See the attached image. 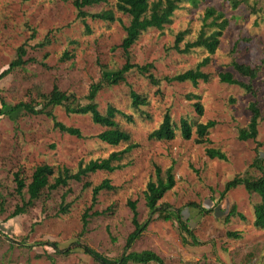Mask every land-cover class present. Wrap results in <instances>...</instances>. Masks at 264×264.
Here are the masks:
<instances>
[{"label":"rangeland","instance_id":"374dc122","mask_svg":"<svg viewBox=\"0 0 264 264\" xmlns=\"http://www.w3.org/2000/svg\"><path fill=\"white\" fill-rule=\"evenodd\" d=\"M200 0L197 8L184 4L174 13L172 23L162 30L150 28L130 48L132 62L139 65L151 62L152 73L162 82L152 85L146 76L136 70L127 76L128 83L104 87L96 101L100 111L108 104L133 114V121L119 119L138 147L124 159L126 167L114 172L97 171L85 179L93 184L109 178L118 186L103 191L91 207V190L83 189L84 181H70L69 185L44 191L32 207L13 217L8 215L23 199L16 192L17 171L25 182L30 181L35 166L41 163L64 166L76 170L80 161L107 156L115 149L95 137L103 129L91 121L90 115L67 114L55 107L57 120L79 128L83 138L60 132L46 115L16 111L13 116L0 119V264H99L93 256L83 252L77 242L86 244L100 257L114 259L123 254L128 234L134 229L132 211L127 201L135 200L141 221L147 219L143 191L154 174V166L173 167L177 184L160 200L162 208L182 209L198 244L182 233L176 220H167L160 211L132 244L134 251L152 250L163 258L162 264H264V229L253 226L256 194L244 187L227 191L220 199L226 182L248 169L255 155L264 156V119L258 126L256 141L238 139L239 129L251 118L249 103L257 99L264 116V0ZM114 0L87 6L94 13L112 7ZM222 8L229 23L221 36L220 47L202 67L211 77L208 82L167 81L195 65L207 55L196 49L182 54L173 49L175 34L187 30L185 40H192L202 27L206 5ZM77 9L72 0H0V71L16 57V48L26 45V62L14 68L0 80V104L8 106L20 102L35 104L56 85L60 90L73 93L81 102L91 83L100 79L101 68H119L125 62L122 38L128 17L119 12L120 21L107 23L87 18L85 23L76 19ZM85 24L90 32H86ZM74 41L75 43H71ZM46 42V43H43ZM43 43V44H42ZM64 49L74 53L71 59L62 58ZM232 61L260 65L254 81L257 96L237 85L220 81L219 72L230 71ZM146 94L149 104L142 113L130 106L129 88ZM187 94L200 96L204 116L215 120L209 143L197 144L193 138L177 136L171 141L148 139V133L157 127L167 109L178 123L182 117H197L193 102ZM207 147L220 148L226 160L211 159ZM24 199H27L25 195ZM69 204L67 213L60 211ZM192 204L210 211L199 213ZM235 204L245 219L232 217L226 222L228 209ZM102 216L89 217L84 228L83 214L95 210L106 211ZM238 231L240 238L227 235ZM60 249L72 248V253H54L52 243ZM53 255V261L46 257ZM155 264V263H148Z\"/></svg>","mask_w":264,"mask_h":264},{"label":"trees","instance_id":"16d2710c","mask_svg":"<svg viewBox=\"0 0 264 264\" xmlns=\"http://www.w3.org/2000/svg\"><path fill=\"white\" fill-rule=\"evenodd\" d=\"M109 0H72L73 6L76 7V19L85 23L87 18L92 20H99L113 23L120 21V18L116 16L119 12L128 17V23L124 26L125 35L122 38V47L125 55V62L117 69L109 70L106 66L101 69V77L98 81L90 84L87 94L84 97V101L81 102L73 93H67L60 90L56 85L47 94L43 95L42 99L35 104L20 102L6 107L8 104L1 99L0 104V119L4 115L13 116L16 111L31 112L35 115H46L53 121V127L60 132L69 134L78 138H83V134L79 128L66 125L63 122L57 120V115L54 112L55 107H61L67 114L78 115H90L91 121L97 125H100L103 129L98 132L95 137L100 143H105L112 147H119L124 144V148L115 149L108 153L107 156H101L97 158H91L88 161H80L77 169L74 171L68 167L61 166L54 169L53 165L47 163H41L35 166L31 173L30 181L27 183L20 176L19 172L14 173V181L17 183L16 192L24 200L22 205H17L13 211L8 215V218H13L26 211L27 207H32L36 200H38L43 192L56 190L61 187L69 185L70 181H84L83 189L91 190V207L95 205L98 199V195L103 191H113L118 188L109 178H103L101 183L93 184L92 181L85 179L89 174L97 171L114 172L116 170L123 169L127 166L124 163V159L128 153H131L138 144L132 142L131 133L122 128L119 119L126 121H133V114L120 110L113 104H108L104 111H100L98 103L96 101L97 95L104 87H110L119 83H128V74L131 71L136 70L140 74L146 76L152 85L158 86L162 80L152 73L154 65L149 62L143 65H139L136 62H132L130 55V48L138 42L140 36L150 28H156L162 30L166 25L172 23L174 13L181 9L184 4H188L190 7L197 8L200 0H114L112 7L100 10L99 12H88L85 8L87 6H93L96 4L107 3ZM233 6L237 7L235 0L232 1ZM202 27L200 28L196 37L192 40H185L188 35L187 30L178 31L175 34V42L172 46L173 49L182 54H189L196 49L205 50L207 55L204 56L194 68H189L183 72L177 73L174 76L166 77L167 81L177 82H191L196 86L200 81L208 82L210 75L202 70V67L207 65L210 61V56L216 52L221 44V36L224 29L229 23V17L226 12L217 6L206 5V10L202 18ZM86 32H90V29L85 24ZM75 43L74 41H70ZM46 43V42H43ZM42 43V44H43ZM26 45L22 44L16 48V57L10 61L8 66L0 71V80L9 74L14 68L22 66L26 60L23 58L26 54ZM74 53L68 49H64L62 54V60L64 58L71 59ZM260 71V65H249L241 63V61H232L231 70L219 72L220 81L232 85L241 87L245 92L257 96V89L254 86V81L258 78ZM188 99H195L193 102L194 109L197 112V117H182L179 122L176 123L173 120L171 110L167 109L163 118L159 122L156 128L148 133V139L171 141L177 136L183 139L189 140L193 138L197 144L209 143V133L211 129L216 125L215 120H207L205 122L200 119L204 116L203 104L200 102V96L196 94H187ZM130 106L133 111L142 113L140 110L143 106L149 104V98L146 94L137 92L132 87L129 88ZM248 109L251 111V118L245 127L239 129L238 139L241 140H253L256 141L258 135V126L260 121L264 119L262 111L259 107L257 99L252 100ZM262 152L255 155L252 162L249 164L241 175H235L231 180L226 182L225 187L220 193V199L225 197L227 191L235 189L237 187H244V189L250 194H256L259 197V201L254 205L253 214L255 215L254 222L252 223L256 229H264V156ZM206 155L211 158H217L220 160H226V155L223 150L216 147H207ZM177 184L175 179L173 167L168 166L162 169L160 166H154V174L149 179L146 188L143 191L145 206L148 210L147 219L141 221L138 216L137 203L135 200H128L127 205L132 211V224L134 229L128 234L126 238V244L123 249V254L114 259H107L99 256L92 248L86 244H82L77 239L76 243L82 247L83 252L93 256L94 260L99 264H162L163 257L157 252L152 250L134 251L131 249L132 244L147 228L148 224L154 219L155 214L163 211L167 220H176L178 227L182 233L191 237L193 244H198V240L192 233L191 228L188 225V221L184 219L182 215V209L162 208L160 200L163 198L166 192L171 191ZM27 195V199L24 197ZM198 208L199 213L207 214L210 210L205 209L201 205L192 204ZM69 204L60 207V211L64 214L67 213ZM112 209L111 206L99 212L98 210L83 214V230L80 232L82 235L84 228L89 223V217L102 216L107 210ZM226 222L231 221L232 217H240L245 219L244 214L239 213L235 204H232L226 213ZM227 235L233 238H240L241 234L238 231H228ZM54 253H64L65 256L72 253V248L60 249L57 243H52ZM46 257L53 261L54 256L49 253L45 254Z\"/></svg>","mask_w":264,"mask_h":264}]
</instances>
